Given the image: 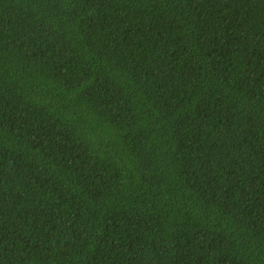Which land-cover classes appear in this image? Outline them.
I'll list each match as a JSON object with an SVG mask.
<instances>
[{
	"label": "trees",
	"instance_id": "1",
	"mask_svg": "<svg viewBox=\"0 0 264 264\" xmlns=\"http://www.w3.org/2000/svg\"><path fill=\"white\" fill-rule=\"evenodd\" d=\"M0 264H264V0H0Z\"/></svg>",
	"mask_w": 264,
	"mask_h": 264
}]
</instances>
